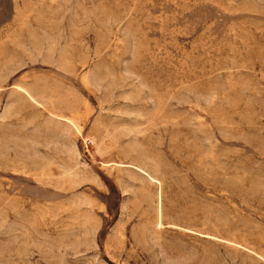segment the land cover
Returning a JSON list of instances; mask_svg holds the SVG:
<instances>
[{
  "label": "rangeland",
  "instance_id": "obj_1",
  "mask_svg": "<svg viewBox=\"0 0 264 264\" xmlns=\"http://www.w3.org/2000/svg\"><path fill=\"white\" fill-rule=\"evenodd\" d=\"M0 264H264V0H0Z\"/></svg>",
  "mask_w": 264,
  "mask_h": 264
}]
</instances>
